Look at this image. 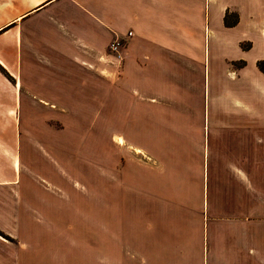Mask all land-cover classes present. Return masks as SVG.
<instances>
[{"label":"crops","instance_id":"1","mask_svg":"<svg viewBox=\"0 0 264 264\" xmlns=\"http://www.w3.org/2000/svg\"><path fill=\"white\" fill-rule=\"evenodd\" d=\"M226 14L237 18L235 26H225ZM210 32L248 38L250 48H263L253 61H264V0H0V129L7 117L21 165L28 167L20 153L21 111H30L23 121L33 123L32 108L57 103L74 111L90 94L96 124L116 127L113 118L125 110L124 139L140 159L135 165L137 154L127 151L124 185L139 195L126 190L121 200L100 198L107 153L100 131L93 149L99 199L35 200L22 172L0 182V264H264L255 210L261 201L249 195L262 191L264 73L256 67L257 104L242 94L236 123H214L212 102L220 98L210 95ZM115 38L126 41L121 65L104 67L119 60L107 51ZM39 133L38 143L75 177L78 169L65 161L83 151L70 147L64 132L54 141ZM43 180L66 191L54 177ZM85 207L91 231L81 220ZM32 213L43 224L33 226ZM249 216H256V231L245 229Z\"/></svg>","mask_w":264,"mask_h":264},{"label":"rangeland","instance_id":"2","mask_svg":"<svg viewBox=\"0 0 264 264\" xmlns=\"http://www.w3.org/2000/svg\"><path fill=\"white\" fill-rule=\"evenodd\" d=\"M233 18L234 17H231V20ZM210 35V95L212 99H214L215 97L220 98L217 102H212L215 109L218 110V113L216 115L217 118L213 115V121L217 124L236 123L238 111L240 113L237 101L240 102L242 100L241 95L244 94L246 98L249 96V102L254 106L257 104V100L260 97L258 95L259 92L257 91V86L261 85L262 80L255 73L257 66L256 61L253 60L255 56L258 55V53L260 54V50H262L263 48H258L256 46L253 49L252 47L250 48V45L252 43L250 42L251 40H249L248 38L241 39V35L236 33L229 35L230 37L228 38L224 37V35L219 33L216 34L218 37H212L214 35V32H210ZM236 39L240 40L241 42H235ZM217 41H219V43ZM122 43L123 44L115 53L110 51L109 47L107 51L110 53V55L116 57L117 59L121 58L126 41L122 40ZM226 60L234 61L227 63ZM121 62L119 59L118 62H114L112 64L109 63L110 65H101L104 67L111 66L113 68L119 67L121 65ZM90 71H92L91 68ZM243 74H245V76ZM106 75L107 77H109V74ZM242 75L243 79L240 78L242 77ZM55 81L56 80H53V82ZM110 85H112L111 82ZM117 86L118 88H123V81H120ZM59 88L62 87L54 86V89ZM227 88L230 89L232 92L230 93V95L225 93V89ZM39 98L41 97H36V99ZM74 99L78 100L77 98ZM92 99L93 98L91 94L87 97L85 96L84 100L82 101L80 98L79 103H77L78 105L76 106L77 108H75L74 111H65L63 106L57 103H52L53 106H47V108L36 106L34 107V109L32 108L31 110V114L33 116V118H31V122L33 123H30L29 121H23L24 117H27L28 119L30 118L28 116V114H30V111H21L20 114L22 116V152L20 150V153L22 161L26 163L28 167L21 165V163L18 161V157L16 156L18 152L16 151V149L14 150L13 141L11 139H8L11 136V129L10 124L8 125V118L5 117V127L3 129H0L1 135L4 136L3 143L0 142V182L10 180L12 178L13 173L16 174V172H22V174L24 175L23 179L28 180L29 182V187L27 186L28 193H26L35 200L44 201L45 199L49 200L52 198L64 199L69 201H91L93 199H99V196L97 197V195L93 192V184L98 182L97 178H95L96 180L94 179L93 174L94 167L96 166L93 161V157L95 155L93 149L94 134H97V132L100 131V133L104 132L102 133V135L104 134V138L106 139H102V142L100 144L101 151L107 152L101 156L102 168L99 170L102 182L100 198L121 200L124 199L126 190L132 195H139V191H132L129 190V188L126 189L123 181L122 171L124 170L125 157L130 158V154H128L127 151L137 154L138 160L135 161L134 164H140L139 152H137L136 148H133L124 139L123 121H121L120 119L124 117L125 110H123V114L120 112V110L117 111V116L120 119H118L117 117V120L113 118L112 123H119V125H117L116 127L111 125L108 126L109 123H103V121H105L104 119H101L102 121H100V123L97 120L96 124L94 120L98 119L99 113H95L93 111ZM75 105L76 104H74L73 107H75ZM220 111L225 113L222 117ZM18 115L19 113L15 112V114H12L11 117L12 119H18ZM104 116L105 113L103 114V117ZM231 118L232 120H230ZM28 124L37 125L36 128L34 127L35 125H33L32 128H26L25 125ZM105 125H107V127H105ZM28 131L35 133L30 134ZM40 131H43V133L45 132V134L43 135L44 137L53 134L49 137L48 141H54L56 139L57 136H54L55 132H64L63 138L69 139L70 147H73V149L77 148L78 150L83 151V157L81 156L82 158L76 159L75 157H70L68 161H65L70 164H68V166H70V169L71 167L75 170L78 169L77 171H72L76 175L75 177L70 175L69 173H66L59 163H56V161L52 160L51 154L53 153L52 150L54 149H51L50 145L47 144V141L44 143L46 144L48 151H52V153L50 154L47 152L44 146L38 143V140L36 139L41 138L38 135L41 134L39 133ZM47 131L49 132L48 134ZM66 132H68V134H66ZM262 152H264V147L262 149ZM72 158L76 160H72ZM134 158L137 159V157ZM260 163L261 175L260 177H257V179L258 181H260L259 185L262 191H251L249 195L252 197L259 196L260 198L259 201H261V208H256L255 210L257 212L260 211V229L261 231H264V159H262ZM29 167L34 170V172H38L39 170L40 172L38 174H40V176L42 177H38L37 175H35V173L31 171ZM249 169H254L252 161H250L249 163ZM51 177L58 179L65 186L66 191H61V189L56 188L55 186L50 187L48 183L43 180V178L49 179ZM80 210H85L86 213L85 216H83L81 219L83 224L85 225V230L87 229V231H91L93 223L91 216H88V210H91V208L88 209L87 207H85L84 209ZM27 211H30V209L27 208ZM251 213L252 212H250V214ZM31 215H35V218L29 216V220L32 221L31 223L33 226L35 225V223H38L39 225L43 224V220L40 217L36 216V213H32ZM256 216H254V218L250 216L246 217L247 222L249 221V219L251 220L246 223L245 229H247V227H250V229L255 228V231L257 230L259 225L257 224V219H255Z\"/></svg>","mask_w":264,"mask_h":264},{"label":"trees","instance_id":"3","mask_svg":"<svg viewBox=\"0 0 264 264\" xmlns=\"http://www.w3.org/2000/svg\"><path fill=\"white\" fill-rule=\"evenodd\" d=\"M231 17L230 15L226 14L225 17H224V24L226 27H233L236 25L237 23V18L234 17V19L231 20ZM256 66L258 68V70L260 72H263L264 73V61H258L256 63Z\"/></svg>","mask_w":264,"mask_h":264},{"label":"built area","instance_id":"4","mask_svg":"<svg viewBox=\"0 0 264 264\" xmlns=\"http://www.w3.org/2000/svg\"><path fill=\"white\" fill-rule=\"evenodd\" d=\"M127 37H130L131 36V33H127L126 35ZM122 40L124 39H119V38H115L109 45V49L110 51H112L113 53H115L119 47L123 44L122 43Z\"/></svg>","mask_w":264,"mask_h":264}]
</instances>
